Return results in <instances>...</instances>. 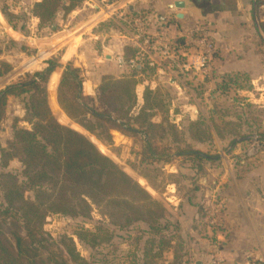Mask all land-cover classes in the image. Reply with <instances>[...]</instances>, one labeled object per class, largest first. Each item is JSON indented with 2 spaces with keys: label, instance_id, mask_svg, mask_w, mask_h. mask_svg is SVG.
<instances>
[{
  "label": "trees",
  "instance_id": "16d2710c",
  "mask_svg": "<svg viewBox=\"0 0 264 264\" xmlns=\"http://www.w3.org/2000/svg\"><path fill=\"white\" fill-rule=\"evenodd\" d=\"M82 1L68 0V4L64 5L63 0H38L32 4L31 12L38 19V28L43 30L52 26L61 8L68 14ZM100 25L110 28L113 23L109 20ZM14 28H17L16 24ZM181 43L184 44V40ZM136 53L137 48L125 46L126 59ZM58 68L61 65L52 58L43 70L26 73L0 91V123L5 118L10 96L22 97L31 117L26 120V127L15 129L6 146L0 145V168L6 169L12 160H19L32 192V197L26 198V188L17 184L14 174L0 173L3 192L0 264H36L49 216L80 215L90 218L94 211L107 215L110 223L120 230L142 227L138 236H131L136 251L132 253L130 264H181L188 257V239L181 231L174 243L168 239L179 221L170 214L164 201L153 196L81 131L61 122L66 123L68 117L91 134H96L97 126L103 128L107 123L132 136L143 135L145 141L139 153L142 166L134 163L131 166L147 179L153 190H157L172 177L167 176L160 166H155L156 163L183 158L197 162L196 169L199 171L203 164L221 159L219 154L194 147V143L211 141L213 131L218 137L229 140L230 151L254 138L260 141V149L263 150L264 108H255L247 97H239L244 110L235 112L233 120L225 119L228 115L226 111H217L220 123L200 115L189 122L187 129L180 130L175 119L170 117L173 97L166 86L158 83L152 88L149 84L138 96V85L144 80H153L157 74V67L149 60H143L141 68H131L129 73L120 77L110 73L102 75L97 90L106 110L99 111L83 89L85 76L82 70L69 61L63 66L58 85L56 78L50 85L51 96L57 86V102L65 113H59L60 122L51 108L48 90L50 78ZM236 86L241 87L238 78L227 74L218 89L227 94ZM175 112L179 113V110ZM157 115L161 116L159 122L153 121ZM107 137L115 144L125 141L112 128L107 131ZM242 162L239 161L240 165H243ZM198 189V185L189 187L180 184L177 191L191 201ZM181 208L180 204L178 209ZM3 227L9 236H6ZM75 239L93 248L101 241L111 240V235L106 226L100 224L95 230H76L74 238L69 236L63 240L66 251L74 260L88 264L77 251ZM170 247L174 249V257L167 263L164 252Z\"/></svg>",
  "mask_w": 264,
  "mask_h": 264
},
{
  "label": "rangeland",
  "instance_id": "374dc122",
  "mask_svg": "<svg viewBox=\"0 0 264 264\" xmlns=\"http://www.w3.org/2000/svg\"><path fill=\"white\" fill-rule=\"evenodd\" d=\"M35 1L36 0H0V17L1 19H5L12 28H14V24H16V30L20 31L27 37L28 35H31L30 32L31 30H33L32 20L34 16L32 15L31 7ZM110 2L117 3V10L115 13H110L109 9L103 6V4H107ZM152 2L157 5L158 0H150V3ZM231 2L232 0L228 1V5L232 6L230 4ZM122 3H127V0H83L68 14H65L62 8L59 10L53 24H57L60 27L61 31H66L65 36L73 38L72 42H75L74 50L76 49V52L71 61L74 63V65L79 62L78 64H80V67L76 65L75 66L79 67L82 70L83 76L86 77V72L90 71L91 73H93V75L91 74L92 77H94L96 73H99L97 69L100 68V66L102 68L103 65L107 66L106 64H108L106 70H108L110 74L118 77L122 74L121 69L118 68L119 66L117 60L109 63L105 58V54L111 55L108 45H113L112 40L114 37H116L114 34L118 33V35L122 34L124 36H127L130 31L128 25H126V23L122 19H120L122 14L126 15L129 13L126 5H121ZM153 3L146 6V9L138 10V14L142 13L147 17L154 16L158 12V10L155 9ZM254 3H256L258 7L257 17L258 21H260V19H264V0H251L247 5V10L245 13L247 15V18L251 20L253 16ZM63 4H68V0H63ZM96 6H99L100 9L102 7L103 10L100 11V9H96ZM232 7L234 8L235 6L233 5ZM59 14H61V16H59ZM10 20L12 21V23ZM109 20H111L113 23L110 28L101 27V23L107 22ZM93 24L96 26L91 27ZM52 26L43 30L39 28L35 29V33L37 34L34 37L40 39L39 46L40 48H43L41 52L31 46L13 41L12 39L8 38L6 34H3V32L5 31L4 29L0 28V49L2 51V53L0 54V91L5 86H7V84L18 81L19 78L26 75V73L32 74L44 69L43 68L41 70H38V67H35L36 63L33 62L34 59L32 58H37L38 60L40 56L49 55H47V53L51 50L48 49L49 47H53L52 45L54 43H46L45 39L48 37H52L58 33V27L53 30ZM97 32L99 34H97ZM119 32L121 34H119ZM103 33L109 34V37L106 36L104 38V36H95L101 35ZM61 35L63 34L60 33L56 36V38H59V36ZM77 40L79 42L78 45ZM257 48L264 51V41H262V44L260 46L258 45ZM19 52H23L24 56H19ZM61 52L65 54V51L60 49L59 51L54 52V55L45 57V68L47 67L49 60L55 58L61 65V68L57 69V71L61 73L63 66H65L69 62L67 61L66 63L62 64L61 55L63 54ZM104 62L106 64H104ZM27 63L35 65L27 67ZM139 65L141 68L142 61L139 62ZM156 67V77H154L151 81L144 80V82L138 85L137 88L141 89L144 83H154L156 84V86L157 83H162L164 86H166L170 90L173 97V106L170 110V117L172 119H175L180 130L187 129L189 122L195 120L199 113L202 115H207V113L213 108L212 104L210 105V107L207 104L209 100L208 94L210 93L209 91L213 90L212 88H214L215 83L219 81H217L218 73H216L215 66L212 62H210L209 66H207L206 71L202 73L199 72L196 76L193 75V73L181 74L177 72L172 74V78H174L176 83L171 85L169 82V78L164 77V74H162V72H159L161 67ZM124 68L125 70L127 69V67ZM128 69L130 70L131 68ZM205 77L210 78L208 83L205 81ZM258 82V84H260V81ZM87 90L90 92L92 105L99 111L106 110V107L102 104L97 88L92 87L91 89ZM217 91H213L212 94H217ZM239 91L240 90H238L236 87H232L227 94L221 92L224 96L218 95V98H221L216 101L214 108H216L220 113L222 111H226L228 115L233 116L235 112L240 111V109L244 108V105L239 102V97L244 96H242ZM256 93L257 92H254V95ZM248 102L253 104L255 108H264V101L262 100L261 103V99L253 98L252 100L249 99ZM51 108L56 118L60 121L59 113H62L63 115H65V113L60 109L57 98L55 102L53 100V107L51 105ZM176 109L179 110V113L175 112ZM4 117L5 118L0 123V145L3 147L6 146L7 142L13 138L15 129L26 127V120L31 119L28 114V108L24 104V99L22 97L13 96H11V98H9L7 101ZM66 119L68 120L66 123L61 121L60 122L81 131L92 142H94L104 154L110 156L124 171H126L144 188L152 193L153 196L162 199L170 214L171 211L175 212V208L178 207L175 206L176 204L174 203L173 199L174 194L176 193L175 191H177L175 190L176 187L173 186V188H168V186L164 183L160 189L153 190L150 187L147 179L140 176L135 170H133L131 166L132 163L140 164L139 153L145 141V137L143 135L132 136L123 131V129L114 128V126L108 125L107 123L103 125V128L97 126L96 134H91L71 121L68 117ZM216 121L220 123L218 119H216ZM111 128L117 130V132H119L125 138V141L121 142L120 144H115L113 141H111L112 139L110 140L107 137V131ZM243 129L246 130V128ZM251 142L252 140L242 144L243 150L239 155H235L233 153L234 149L232 151H229L227 155L230 156L229 158L234 157V162L236 164H238L239 161L255 160L260 152L264 149H260V152L251 158L243 159L242 157L244 150ZM198 145L200 146V150L204 152L219 155L221 154V152L217 148H215L214 145L209 147V145H211L210 143H199ZM227 148L228 147H226L225 149ZM141 164L140 166H142ZM197 165V162L191 160L174 158L168 163H156L155 166H160L162 170L166 172L167 176L172 177L173 181H179L195 175L200 177V175L202 174L199 175V173L194 170L196 169ZM181 167L186 171L182 172L180 170ZM23 169L24 168L19 160L15 159L9 163L6 169L0 168V173L10 172L14 174L16 176L15 179L17 184L26 188L25 197L28 198L32 197V192L30 191V185L26 180L27 174L23 172ZM178 187L179 186H177V189ZM2 199L3 192L0 188V206L3 204ZM110 220L111 219L107 215H102L101 213H98L96 211L92 212L90 218H86L80 215L71 217L63 215L49 216L44 227V231L46 234L45 239L41 243V247H44H39L40 254L35 259V263L84 264L82 260H74L66 251V248L62 242L66 237L73 236L74 238V232L76 230H95L97 226H99L100 224H104L109 231V235H111V240L101 241L98 246L90 248L75 239L77 251H79V253L83 257H85L88 264H130L133 260L132 253L136 251V249H134V244L132 242L131 236H138L140 232H142V227L137 226L134 228V230H120V228L114 227V225L110 223ZM3 230H5L4 232L6 236H9L7 229L3 227ZM176 231L180 230L177 228V226H174L172 231L169 233L170 236L168 237V239L171 240V242L173 241V239L175 241L178 236L179 232L175 234ZM186 237L189 240L190 235L187 234ZM167 253L168 252H164V260L166 262H168ZM192 263L193 262L191 261V259L187 261V264Z\"/></svg>",
  "mask_w": 264,
  "mask_h": 264
},
{
  "label": "crops",
  "instance_id": "0c3cea01",
  "mask_svg": "<svg viewBox=\"0 0 264 264\" xmlns=\"http://www.w3.org/2000/svg\"><path fill=\"white\" fill-rule=\"evenodd\" d=\"M175 1L178 0H158L157 5L152 2L158 12L149 17L148 27L151 33H165L173 43L176 52L182 56L181 58L186 59L190 53L194 52V50H185L184 44L181 43L183 40L185 43L186 31L198 24L208 26L215 39L216 51L212 63L215 66L216 73H218L217 81L219 82L215 83L214 88H216H212L213 90L209 91L208 94L207 104L209 107L212 104L213 108L209 111L210 113L204 114L207 117L203 116L209 121L211 118L215 121L218 119L217 109L214 108V105L221 98H218V95H222L218 85L223 76L227 74H232L238 78L241 87L236 86V88L240 90L242 96L247 97L248 100L261 99L262 103V100L264 101V51L257 48V46H260L264 41V31L262 30L264 19L258 21L256 3L253 4V16L250 20L245 12L251 0H232L230 4L234 5V8L228 5V1L231 0H184L186 2L184 9L173 10L170 5ZM152 3H150V0H127V3L121 5H126L129 13L136 16L139 13L138 10L146 9V6ZM114 4L117 5L115 2ZM255 6L256 13L254 14ZM178 14H183V18H178ZM93 26L96 25L93 24L91 27ZM32 27L31 35L26 37L20 31L10 27L9 23L0 17V28L5 31L3 34H6L8 38L15 42L31 46L41 52L43 48L39 46L40 39L34 37L37 34L35 29L38 28L36 17H33ZM57 27L58 33L45 39L46 43H54L53 47L47 48L51 50L47 55H54V52L62 49L65 51V54L61 52L63 54L61 55V61L64 64L71 61L75 55V42H72L73 38L65 36L66 31H61L58 25ZM60 33L63 35L56 38ZM97 34L99 33L97 32ZM119 34L121 33L119 32ZM114 35L116 37L112 40L113 45H108L111 55L105 54V58L109 63L117 60L116 58L119 55L124 56L125 46L135 47L129 34L124 36L115 33ZM95 36H104L105 38L106 36L109 37V34L103 33ZM78 43L77 40V45ZM18 55L24 56V53L19 52ZM48 56L39 57L38 70L45 68L46 63L44 61L45 57ZM104 64L106 63L104 62ZM106 65L108 66V64ZM107 66L103 65L102 68L100 66L97 69L99 73H96L94 77H92L93 73L90 71L86 72L83 83L85 93L90 95L87 89L97 88L102 75L109 73L106 70ZM118 66L121 69V75L130 72L128 68L125 70L124 66L119 64ZM165 72L164 77L169 78L170 85L176 83L172 78V74L179 71L167 69ZM60 76L61 73L55 71L48 83L50 105L52 107L53 100L55 102L57 98V86L53 96H51L50 85L54 78H56L58 85ZM209 79V77H205L207 83ZM258 81H260V84H258ZM147 85L149 84L144 83L142 90L137 88L138 96ZM213 91H217V94H212ZM254 92H257V95H254ZM200 115L202 114L199 113L195 119ZM225 119L233 120L234 117L228 115ZM160 120V115L153 119L155 122ZM207 143L211 144L209 147L214 145L221 152L220 160L203 164L202 169L199 171L194 169L199 175L202 174L200 177L194 174L195 176L183 180L173 181L171 179L165 182L168 188L176 187L175 190L180 184L189 187L199 186L191 201L180 195L178 191H175L173 198L175 206L181 204L182 207L180 210L178 207L175 208V212L171 211V214L179 221L177 228L182 233L186 232V235H190L186 245L188 257H185L181 264H187V258L191 259L192 264H206L210 256L216 251L221 252L224 258L223 264H264V150L260 152L255 160L243 161V165H240V163L236 164L234 162V157L229 158L230 156L227 155L230 151L228 139L218 137L213 131V139ZM198 144L194 143V147L200 149ZM226 147L228 148L225 149ZM242 150L243 146L239 144L234 148L233 153L239 155ZM180 170L182 172L186 171L182 167ZM213 205L217 206V227L212 226L208 220V210ZM180 231H176L175 234ZM174 242L173 239L172 243ZM166 252H168L167 263H169L174 257V249L170 247Z\"/></svg>",
  "mask_w": 264,
  "mask_h": 264
},
{
  "label": "built area",
  "instance_id": "2783aa9c",
  "mask_svg": "<svg viewBox=\"0 0 264 264\" xmlns=\"http://www.w3.org/2000/svg\"><path fill=\"white\" fill-rule=\"evenodd\" d=\"M104 2V1H103ZM107 7L110 13H115L117 8L114 3L110 2L103 4ZM96 9H100L96 6ZM102 7L100 11H102ZM115 15V14H112ZM126 25H128L129 37L131 42L137 48V53L134 57L126 59L124 56H118L117 62L119 65L134 68L139 66V62L143 60H149L153 66L161 67L163 70H178L181 74L193 73L197 75L199 72L207 70L210 62L213 60V56L216 50L215 39L205 24H198L195 27L190 28L186 31L185 35V50H194L190 53L186 59L181 58L178 54L171 40L168 39L165 33L154 34L149 30V17L140 13L136 16H132L130 13L121 15ZM186 57V56H185ZM33 62L38 67V60L36 58ZM30 61V60H29ZM31 62V63H33ZM27 63V67L35 64ZM261 144L260 141L255 139L248 145L244 150L242 157L243 159L251 158L260 152ZM209 223L212 226H218L217 219V206L213 205L208 210ZM224 258L220 251L214 252L206 264H223Z\"/></svg>",
  "mask_w": 264,
  "mask_h": 264
},
{
  "label": "water",
  "instance_id": "95a60500",
  "mask_svg": "<svg viewBox=\"0 0 264 264\" xmlns=\"http://www.w3.org/2000/svg\"><path fill=\"white\" fill-rule=\"evenodd\" d=\"M186 7V2L184 0H178L175 1L173 4L170 5V8L175 10V9H184ZM256 13V6L254 7V14ZM61 16V14H59ZM178 18H183V14H178ZM57 28V24H53L52 29L55 30ZM76 66H80L78 63L75 64ZM140 68V65L138 66ZM160 72L162 74H165L166 72L163 69H160ZM156 84H151V87L154 88ZM23 128V127H22ZM21 129V128H20Z\"/></svg>",
  "mask_w": 264,
  "mask_h": 264
}]
</instances>
